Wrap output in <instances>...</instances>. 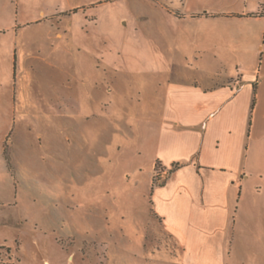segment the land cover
Segmentation results:
<instances>
[{
    "label": "rangeland",
    "instance_id": "374dc122",
    "mask_svg": "<svg viewBox=\"0 0 264 264\" xmlns=\"http://www.w3.org/2000/svg\"><path fill=\"white\" fill-rule=\"evenodd\" d=\"M92 1L24 26L17 0H0V257L9 249L16 264H69L71 252L72 264H181L150 208L151 102L168 82L221 81L239 50H248L244 69L257 66L261 21L214 24L252 37L247 49L227 46L216 58L228 44L182 19L187 11L257 18L264 0ZM94 83L104 109L94 106Z\"/></svg>",
    "mask_w": 264,
    "mask_h": 264
},
{
    "label": "crops",
    "instance_id": "0c3cea01",
    "mask_svg": "<svg viewBox=\"0 0 264 264\" xmlns=\"http://www.w3.org/2000/svg\"><path fill=\"white\" fill-rule=\"evenodd\" d=\"M94 3L17 0L14 17L24 26L55 21L65 12L85 10ZM2 6L6 15L9 8ZM187 12L182 23L205 38L228 44L224 52L215 53L216 58L224 56L227 46L237 49L239 44L247 49L252 37L238 29L229 34L217 32L214 24L244 19L264 24V3L257 18L247 12ZM205 13L208 16H201ZM262 48L260 63L254 68L242 67L243 61L247 64L248 50H239L242 57L238 58L232 51L241 62L236 60L233 69L218 68H225L221 81L168 82L151 102L156 109L155 122H147L156 124L153 160L170 172L163 185L151 189L150 208L181 249V264H264V42ZM218 69L213 75L220 74ZM100 91L94 83L91 97L97 100L94 106L99 107V101L104 109L107 105L100 101ZM13 254L8 249L0 264H16ZM75 256L69 253L66 261L72 264ZM42 264L51 263L44 260Z\"/></svg>",
    "mask_w": 264,
    "mask_h": 264
},
{
    "label": "built area",
    "instance_id": "2783aa9c",
    "mask_svg": "<svg viewBox=\"0 0 264 264\" xmlns=\"http://www.w3.org/2000/svg\"><path fill=\"white\" fill-rule=\"evenodd\" d=\"M170 170L163 166L160 162H158L155 170H154V181L155 186H160L165 183L167 177L169 175Z\"/></svg>",
    "mask_w": 264,
    "mask_h": 264
}]
</instances>
